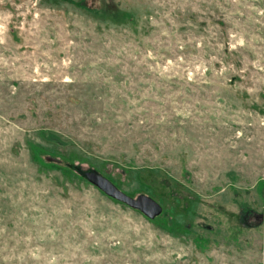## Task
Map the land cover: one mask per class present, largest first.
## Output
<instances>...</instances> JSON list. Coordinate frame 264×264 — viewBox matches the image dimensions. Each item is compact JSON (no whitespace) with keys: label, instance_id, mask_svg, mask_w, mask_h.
I'll return each instance as SVG.
<instances>
[{"label":"rangeland","instance_id":"obj_1","mask_svg":"<svg viewBox=\"0 0 264 264\" xmlns=\"http://www.w3.org/2000/svg\"><path fill=\"white\" fill-rule=\"evenodd\" d=\"M0 264H264V0H0Z\"/></svg>","mask_w":264,"mask_h":264},{"label":"water","instance_id":"obj_2","mask_svg":"<svg viewBox=\"0 0 264 264\" xmlns=\"http://www.w3.org/2000/svg\"><path fill=\"white\" fill-rule=\"evenodd\" d=\"M85 178L110 198L122 202L130 208L141 211L148 218L152 219L161 214V207L147 196L140 195L136 198H131L95 173L86 174Z\"/></svg>","mask_w":264,"mask_h":264},{"label":"trees","instance_id":"obj_3","mask_svg":"<svg viewBox=\"0 0 264 264\" xmlns=\"http://www.w3.org/2000/svg\"><path fill=\"white\" fill-rule=\"evenodd\" d=\"M250 212H252V211L245 208V207L242 208V213H245V215L249 216L251 214Z\"/></svg>","mask_w":264,"mask_h":264}]
</instances>
